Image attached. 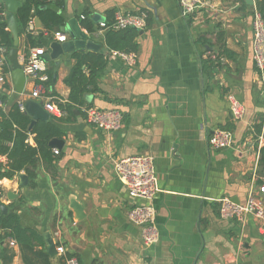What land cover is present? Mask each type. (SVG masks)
I'll return each mask as SVG.
<instances>
[{
    "label": "crops",
    "instance_id": "0c3cea01",
    "mask_svg": "<svg viewBox=\"0 0 264 264\" xmlns=\"http://www.w3.org/2000/svg\"><path fill=\"white\" fill-rule=\"evenodd\" d=\"M63 1V8L54 7L64 18L63 25L74 18L80 24L82 15L93 22L91 33L80 26L101 45L97 52L107 56L106 68L96 78L102 92L89 88L83 106L71 115L59 109L53 114L46 111L64 135L53 138L60 141L51 146L59 150L54 160L37 162L34 186L23 171L0 179L9 181L7 186L0 183L5 212L17 214L20 227L42 238L22 245L0 230V264L6 260L7 264H62L57 244H63L78 264H264V222L253 215L243 223L223 220L218 211L219 199L242 203L250 188L257 190L264 184V167L258 168L264 87L252 58L255 0L253 5L244 0H205L201 11L188 18L182 17L177 0ZM117 10L150 15L149 26L139 34L132 66L105 47V29L95 21L104 17L107 22ZM30 32L49 36L41 23ZM54 33L51 42L41 46L45 52L50 51ZM199 37L213 49L223 46L230 51L222 67L203 68L207 51ZM18 46L20 59L30 49L24 36H19ZM45 62L54 104L55 99L67 100L64 78L74 64L72 56L63 53ZM14 79L11 66L6 72L7 88L0 85L3 111L25 100L33 86L25 76L18 92ZM228 92L244 104L240 120L229 116ZM104 94L116 101L105 99ZM27 101L43 108L46 100ZM87 106L120 109L122 127L112 133L101 131L86 121ZM228 127L233 146L211 147L208 133ZM27 141L34 145L33 134ZM140 154L153 157L159 188L153 199L159 239L149 247L142 245L140 227L127 216L133 205L145 201L130 197L114 167L117 160ZM256 194L264 201V194ZM8 238L15 244L10 245Z\"/></svg>",
    "mask_w": 264,
    "mask_h": 264
},
{
    "label": "built area",
    "instance_id": "2783aa9c",
    "mask_svg": "<svg viewBox=\"0 0 264 264\" xmlns=\"http://www.w3.org/2000/svg\"><path fill=\"white\" fill-rule=\"evenodd\" d=\"M182 17L188 18L197 15L199 11L206 5L205 0H177ZM0 16H5V10H0ZM81 18H84L82 15ZM147 14L145 12H123L117 10L113 14L111 22H100L98 24L101 30L104 29H124L135 28L142 30L146 26ZM35 18L30 17L27 24V30L34 31ZM46 32V31H44ZM47 33V32H46ZM64 33L57 32L53 34V40L62 42L66 40ZM252 58L258 79L264 87V19L253 9L252 12ZM118 54L128 66H132L136 62V53H123L110 51ZM45 50L41 46L30 48L24 53L19 61L22 71L26 77L33 80L32 88L24 95L25 100L17 102L20 111L24 112L25 102L27 100H36L44 98L46 101L43 108L48 113L58 112L57 106L54 104V97L50 95L48 90L49 75L46 71V62L43 58ZM206 56L214 60L219 69L226 63V57L217 54V52L208 50ZM8 67V49L0 45V85L3 87L7 84L6 72L4 67ZM6 92H13L7 89ZM228 103L229 116L232 120L237 121L243 118L245 114L244 104L231 92L226 94ZM3 100L0 99V108L3 107ZM86 121L93 124L96 128L106 133H112L119 130L123 125V114L120 109L109 108L100 109L87 106L84 109ZM208 144L215 149L229 148L233 146V134L230 129L215 128L208 133ZM259 146L264 145V137L259 139ZM57 148L53 149L54 154H58ZM259 159V155H258ZM7 158L0 155V166L5 165ZM115 172L118 179L125 186L130 197L142 199L145 202L136 203L127 213L129 220L140 227L141 242L144 247L152 246L158 242L159 233L155 224L156 207L153 199L158 192V183L154 167V159L149 155H132L123 157L115 162ZM256 193L264 194V184L259 185L258 189L254 187L248 191L247 198L242 203H235L231 199L225 197L219 199V216L223 220H236L243 223L248 215H253L257 219L264 222V201ZM7 242L14 245L15 241L8 238ZM56 253L64 256V264H78V259L71 255L66 256L63 244H57Z\"/></svg>",
    "mask_w": 264,
    "mask_h": 264
},
{
    "label": "trees",
    "instance_id": "16d2710c",
    "mask_svg": "<svg viewBox=\"0 0 264 264\" xmlns=\"http://www.w3.org/2000/svg\"><path fill=\"white\" fill-rule=\"evenodd\" d=\"M242 2V0H239ZM63 0H22L16 9L15 18L17 23L18 36H24L28 48L45 45L51 42L50 35L57 27L64 24V18L57 13L54 7L63 8ZM5 7L0 3V10ZM255 10L264 19V0H255ZM147 14L146 29L150 23V15ZM30 17L37 18L49 36H43L40 33L37 36L27 30V24ZM108 19L107 22H111ZM82 28L87 32L94 31V25L91 19L84 16L80 20ZM139 32L135 28L129 27L124 29H105L103 33V43L109 51H117L123 53L137 52ZM198 42L204 46L205 50H212L219 55L225 57L230 56V51L220 46L213 49L211 44L203 37L198 38ZM0 45L9 49L13 45V37L11 31L7 27L4 17L0 16ZM74 64L69 74L64 78V84L69 88L67 100L61 101L55 99V104L60 111L72 114L74 109L80 110L84 104V94L92 88L95 91L102 92L96 86V78L107 65V56L103 52L75 50L71 54ZM218 64L208 56L203 60V68L214 71ZM11 68L8 61V67H4L7 71ZM49 80L51 74L47 71ZM7 84L4 88H7ZM105 99L116 101L104 94ZM0 99L4 100L5 96L0 95ZM54 101V100H53ZM31 116L28 112L20 111L17 103L13 102L8 111L0 109V155H5L7 162L0 166V179L12 178L17 173L23 171L30 179V186L35 185L37 162L51 163L56 157L53 153L49 142L52 138H58L64 135V131L52 123L50 119H39L30 128ZM260 123L255 125L256 132L259 131ZM226 128V127H224ZM229 129V127H228ZM33 134L34 145L28 143L27 139ZM264 167V145L260 148L258 168ZM1 205V202H0ZM0 230H4V236H14L22 245L30 243L42 242V238L33 230L20 227L17 214L13 212H2L0 208ZM12 255V253H11ZM66 256L71 254L66 253ZM5 260V257H4ZM6 260V264H7ZM61 263L64 264V256Z\"/></svg>",
    "mask_w": 264,
    "mask_h": 264
},
{
    "label": "water",
    "instance_id": "95a60500",
    "mask_svg": "<svg viewBox=\"0 0 264 264\" xmlns=\"http://www.w3.org/2000/svg\"><path fill=\"white\" fill-rule=\"evenodd\" d=\"M244 1L247 5L254 4V0H244ZM0 2L3 3L5 6V9H6L5 21L13 37V45L8 49V60L12 66V73L15 78L14 81H15L16 90L20 92L23 87L24 81H25V76L22 71L20 61H19L20 48L18 46L19 36L17 33V23H16V18H15V12L21 2L19 0H0ZM95 21H97L98 23L104 22L105 18L101 17V18L95 19ZM35 26L39 27L40 23L38 21H35ZM55 31L68 34L69 38L62 42L53 41L50 45V51L45 52L43 54V58L46 61L58 59V57L63 53H67L68 55H71L75 50H79V49L98 51L101 46L99 43H96L92 39L88 38L87 33L83 31V29L81 28L76 18H74L73 20H70L65 25L57 27ZM138 32L139 34H141L142 30H138ZM25 109H26V112H28L29 115L32 117L30 126H32L34 122L38 119L46 120L49 117V114L46 111H44L43 108L39 106L37 103H35L34 101H27L25 103ZM56 142H60V141L56 139L54 140L52 138L49 144L50 146L53 147L56 144ZM21 178H22V181L20 182V184L24 185L25 176H21ZM0 208L3 212L6 211V208L4 205L1 204ZM53 249H54V246L51 244V241H49V250L52 252Z\"/></svg>",
    "mask_w": 264,
    "mask_h": 264
},
{
    "label": "clouds",
    "instance_id": "9594fccd",
    "mask_svg": "<svg viewBox=\"0 0 264 264\" xmlns=\"http://www.w3.org/2000/svg\"><path fill=\"white\" fill-rule=\"evenodd\" d=\"M0 183H2L5 186H7L9 184V181L5 179V180L0 181Z\"/></svg>",
    "mask_w": 264,
    "mask_h": 264
}]
</instances>
